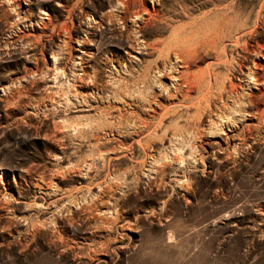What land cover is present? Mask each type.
I'll return each mask as SVG.
<instances>
[{
	"label": "rangeland",
	"instance_id": "1",
	"mask_svg": "<svg viewBox=\"0 0 264 264\" xmlns=\"http://www.w3.org/2000/svg\"><path fill=\"white\" fill-rule=\"evenodd\" d=\"M129 1L0 0V264H264V0Z\"/></svg>",
	"mask_w": 264,
	"mask_h": 264
},
{
	"label": "bare ground",
	"instance_id": "2",
	"mask_svg": "<svg viewBox=\"0 0 264 264\" xmlns=\"http://www.w3.org/2000/svg\"><path fill=\"white\" fill-rule=\"evenodd\" d=\"M140 1V0H139ZM127 2V1H126ZM134 1L130 0L127 4L128 6H134ZM136 4V3H135ZM142 4V3H141ZM126 6V5H125ZM133 8V7H132ZM145 8V7H144ZM128 9V8H127ZM130 9V7H129ZM222 15V14H221ZM250 17V16H249ZM226 18V17H225ZM228 18V17H227ZM224 19V17H223ZM226 21V20H225ZM223 22V24L225 23ZM219 23V21H218ZM246 23V22H245ZM244 23V24H245ZM250 25V24H249ZM243 27V26H242ZM249 27H247L248 29ZM238 29V28H237ZM240 29V28H239ZM251 30L247 31H238L235 36L236 45L245 39V48L244 53L253 54L255 59L253 60V69L256 71V79L263 81L264 84V35H261V32L264 31V16L257 15L256 26L250 28ZM225 30V29H224ZM245 30V27H244ZM261 31V32H259ZM234 32V31H233ZM263 34V33H262ZM228 35V34H227ZM233 35V34H232ZM235 35V34H234ZM207 38V37H206ZM217 40V39H216ZM233 40V39H232ZM208 43V41H207ZM213 43V42H212ZM234 43V42H233ZM234 43V44H235ZM241 44V43H240ZM220 56V55H219ZM226 60V59H225ZM190 65V64H189ZM189 70V69H188ZM253 71V70H252ZM254 72V71H253ZM184 74V73H183ZM186 74V73H185ZM184 74V75H185ZM254 74V73H253ZM259 82V81H258Z\"/></svg>",
	"mask_w": 264,
	"mask_h": 264
}]
</instances>
